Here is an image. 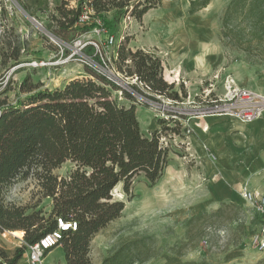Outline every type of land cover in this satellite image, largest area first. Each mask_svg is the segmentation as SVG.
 <instances>
[{"label":"rangeland","instance_id":"obj_1","mask_svg":"<svg viewBox=\"0 0 264 264\" xmlns=\"http://www.w3.org/2000/svg\"><path fill=\"white\" fill-rule=\"evenodd\" d=\"M63 1L68 2L69 6L75 5V0L8 1L15 15L4 13L0 72L15 64L9 55L17 47H20V62L51 59L60 64L56 67H24L18 70V82L0 93V105H15L23 97L19 82L25 77L50 90L74 78L88 77L90 68L74 43L78 39L93 40L100 45L102 57L106 59L113 55L112 48L106 46L107 36L126 43L133 50L137 47L150 48L163 61L164 79L173 83V89L180 94L181 87L186 91V97L180 98L184 105L179 103L170 108L167 100L161 99L160 104L169 108L166 114L118 94L119 103L125 106L135 104L143 135L150 136L153 131H158L160 143L168 150L169 163L155 185L151 186L144 178H138L131 187L130 195L122 191L121 184L113 189V198L122 200L125 208L119 218L93 236L89 252L91 263L100 264L105 256L128 239L144 240L143 249L151 255L148 260L135 264H165L167 256L206 264H252L264 258V250H258L251 243L252 235L258 230L259 218L240 196L243 187L238 188V185L245 181L249 172L242 170L238 149L229 145V134L225 130L228 125L218 132V141L214 148L208 150L204 144L199 146L197 139L198 145L193 144L197 137L192 121L196 118L170 116L184 112L196 94L199 99H213L221 95L227 75L239 87L264 96V46L253 48L249 53L226 45L221 36L222 16L230 0H210L207 7L194 14L188 12L189 0H161V4L150 9L140 21L125 17L111 30L101 33L90 31L76 37L73 32L58 34L54 31L57 26L52 16L56 15V6ZM31 17L41 23L43 30ZM74 52L77 53L69 57ZM171 53L176 59L169 63L166 58ZM198 78H201L200 86L197 85ZM129 81L119 78L117 83L130 93ZM185 81H191L196 89H190ZM159 119H163L167 127L179 126L178 132L163 129L158 124ZM223 122L228 120L223 119ZM202 150H208V153L201 154ZM71 169L72 163L66 161L53 173L62 177ZM260 183L264 184V176H261ZM215 191H218V195L212 202L211 194ZM6 200L30 209H41L44 213L51 208V200L41 194L36 180L31 178L14 183L6 194ZM223 203L229 205L224 207L222 218L201 219L188 224L192 217L211 213ZM3 233L5 238L0 240V245L10 253L22 245L23 232ZM234 252L241 253V256L226 261V256ZM25 255L26 251L18 264H26ZM59 262L66 264L63 252L56 250L43 264Z\"/></svg>","mask_w":264,"mask_h":264},{"label":"trees","instance_id":"obj_2","mask_svg":"<svg viewBox=\"0 0 264 264\" xmlns=\"http://www.w3.org/2000/svg\"><path fill=\"white\" fill-rule=\"evenodd\" d=\"M209 2L189 0V14L207 7ZM160 4L161 0H75V5L69 6L63 1L52 16L57 26L54 31L73 32L75 37L95 28L108 31L125 17L140 21ZM87 9L91 12L89 21L80 23V16ZM221 24L226 45L249 53L263 47L264 0H230ZM114 51L115 68L144 82L150 98L156 100V96H161L181 101V97H186L183 87L180 94L173 89V83L164 79L163 61L155 52L133 50L121 41ZM84 52L99 60L92 46H86ZM20 57V47L9 55L15 63L20 62ZM87 76L51 90L25 77L19 84L23 97L15 105H0V232H23L22 245L12 253L0 246V264H18L27 245L56 228L57 218L76 223L74 230L63 232L60 241L66 264H92L89 252L93 236L119 218L125 208L122 200L113 198V189L121 184L122 191L130 195L138 178L155 185L168 166V150L160 143L158 131L150 136L142 134L135 104L125 106L118 102L120 87L91 69ZM133 89L143 93L136 86ZM120 96L137 102L124 90ZM158 124L165 130L170 128L163 119ZM177 128L170 130L176 133ZM66 161L72 163V169L65 176L55 175L53 171ZM30 178L36 180L41 194L51 200L48 213L6 200L14 183ZM228 205L223 203L211 213H200L188 224L220 219ZM143 243L144 240H125L100 264L146 261L151 255L143 249ZM240 256L241 253H230L225 260ZM165 264L206 263L167 256ZM252 264H264V258Z\"/></svg>","mask_w":264,"mask_h":264},{"label":"built area","instance_id":"obj_3","mask_svg":"<svg viewBox=\"0 0 264 264\" xmlns=\"http://www.w3.org/2000/svg\"><path fill=\"white\" fill-rule=\"evenodd\" d=\"M8 1L9 0H0V38L5 32L4 13L6 12L9 16L15 15V11L13 7L8 4ZM90 14L91 12L88 9L84 10L80 16L79 22H88ZM31 19L38 27H41V23H39V21H37L34 17H31ZM92 31L97 33L106 32L100 28H95ZM50 38L55 40L53 36H50ZM122 39L123 37H121L120 40ZM105 40L106 46L108 48H112L113 51L112 57L110 56L106 59L102 57L100 45L93 40L78 39L75 41L74 46L79 48V52L81 51L82 55L84 56V63L91 70L101 76H104L107 80L120 87L121 90L118 91L119 95L122 94V90H126L121 87L117 81L119 78H124L130 80L128 84L131 91L129 92L136 98L138 103L148 104L153 109L161 113L168 112V107L174 108L173 106H176L179 103L184 105V101L182 100L177 101L170 98H163L161 96H156V100L150 98L149 96H151V94L149 93V88L144 82L139 81L135 76H127L120 73L113 65L112 58H114L115 55L114 47L118 41L112 36H107ZM88 45L94 48L95 54H97L99 57L98 61L95 60L93 57L94 55L90 56L85 54L84 49ZM77 52L72 53L69 57H72ZM58 64H60L58 61L51 59H49V61L33 60L30 62L15 63L14 65L0 72V93L7 89L8 86L18 82V70H21L22 68L56 67ZM133 86L138 87L143 93H137L133 89ZM223 89V93L213 99L207 97L206 100L202 97V99L197 100L196 96L198 95H194L192 99L193 101H190L191 103L189 106L185 107L184 112H181L180 115L175 114L170 116L172 118L187 116L186 118L189 119L208 115H223L229 119L238 120L243 123H249L259 118L264 113V96L250 89L239 87L237 84H235L234 79L231 76H226ZM162 98L167 100V104L170 106L167 107L166 105H161L160 102L162 101ZM200 100H202V102H200ZM204 103H206V105H202ZM178 121L181 123L180 119H178ZM240 195L259 218L258 230L252 235L251 243L258 250H264V190L259 192L243 187L240 191ZM75 228L76 223L74 221H65L61 218H57V226L53 231L43 235L33 244L27 245L25 255L26 264H43L46 254L51 249L60 245L63 232L67 230H74Z\"/></svg>","mask_w":264,"mask_h":264},{"label":"crops","instance_id":"obj_4","mask_svg":"<svg viewBox=\"0 0 264 264\" xmlns=\"http://www.w3.org/2000/svg\"><path fill=\"white\" fill-rule=\"evenodd\" d=\"M137 48L145 49L144 47H137ZM147 50L151 51L150 48H147ZM174 57L175 56L172 54L170 57L166 58V61L171 63ZM187 76H191V75L188 74ZM197 82H198L197 85L200 86L199 84L201 82V78H198ZM185 83L186 86H188L190 89L192 87L193 89H196V86L192 85L191 81H185ZM223 119L224 120L227 119L228 122H223ZM232 120L233 119H229L223 115H208L205 117L196 118L195 121L194 120L192 121V125L195 129L194 133L196 134L197 137L195 138L193 144L196 146L198 140L199 146H201L200 144H204L206 145V148H208V150L210 148L211 149L214 148L215 143L218 141L219 138L218 132L221 131L222 129H225V126L228 125L225 130L229 134L227 139L229 145L231 148L234 147L238 149V151L240 152V154H238V157L240 158L239 163H241V165H243L244 168L242 170H246L249 172L245 181H241L242 183L238 185V188L242 186L250 190H256L261 192L264 190V184L260 183L261 176H264L263 174L264 173V113L259 118L249 123H241V122L237 123L236 121L232 122ZM208 150H202L201 154L208 153ZM217 195H218V191H215L213 194H211L212 202L216 200L215 197ZM2 238H5V233L0 232V240H2ZM56 250L63 252L62 246L58 245L55 248L51 249L46 254L44 261L46 262V260L50 256H52Z\"/></svg>","mask_w":264,"mask_h":264}]
</instances>
